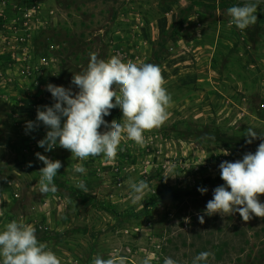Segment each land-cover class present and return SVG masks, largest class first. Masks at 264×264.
Instances as JSON below:
<instances>
[{"label": "rangeland", "instance_id": "obj_1", "mask_svg": "<svg viewBox=\"0 0 264 264\" xmlns=\"http://www.w3.org/2000/svg\"><path fill=\"white\" fill-rule=\"evenodd\" d=\"M236 2L0 0V227L31 225L60 264H92L97 255L191 264L204 251L207 264H264V218L204 215L212 190L224 183L218 159L254 153L261 139L247 144L248 129L264 136V4L241 31L228 25L226 9ZM90 53L158 65L171 96L167 119L143 133V145L122 134L111 161L99 155L81 162L59 146L45 152L37 144L46 134L42 123L26 132L37 106L53 102L48 83L78 91L70 81ZM121 118L114 110L104 119L111 125ZM36 152L61 161L54 193L38 191L43 163ZM79 163L84 174L73 171ZM80 181L88 206L69 196ZM141 182L146 187L133 204L131 186ZM187 191L196 194L157 199L143 213L148 198Z\"/></svg>", "mask_w": 264, "mask_h": 264}, {"label": "clouds", "instance_id": "obj_2", "mask_svg": "<svg viewBox=\"0 0 264 264\" xmlns=\"http://www.w3.org/2000/svg\"><path fill=\"white\" fill-rule=\"evenodd\" d=\"M264 0H239L226 9L228 25L243 31L257 20V6ZM72 87L48 83L45 88L51 94V105L37 106L35 121H26V132L42 123L46 128L45 136L37 141L38 147L45 152L57 146L68 150L71 157L85 161L89 156L102 155L106 160L116 157L122 134L137 145H143L146 130L159 127L167 119V106L171 96L163 87L160 68L152 63H127L113 55L107 60L98 59L95 53L85 69L73 74ZM115 101L113 103L112 101ZM122 113L123 123L109 125L105 117L111 111ZM103 128L104 131H98ZM260 138L261 142L255 152L245 153L234 162L222 161L219 174L223 184L212 190V198L207 201L204 215L220 213H239L244 221L253 216L264 218V202L259 194H264V136L248 129L246 143ZM224 155H228L227 152ZM38 161L43 163L39 169L38 181L40 194L55 192L53 179L61 168L60 160H52L40 152L35 153ZM31 167V161L28 162ZM75 173L84 174L82 163L73 165ZM131 202L140 201L146 185L141 182L133 184ZM77 188L84 189L80 181ZM204 194L206 187H198ZM204 215L198 216L204 222ZM210 253L200 252L191 264H207ZM0 264H60L56 254L39 242L35 229L24 222L12 220L0 227ZM92 264H127L123 255L107 259L97 255ZM141 264H149L144 258ZM163 264H178L170 257L163 259Z\"/></svg>", "mask_w": 264, "mask_h": 264}, {"label": "trees", "instance_id": "obj_3", "mask_svg": "<svg viewBox=\"0 0 264 264\" xmlns=\"http://www.w3.org/2000/svg\"><path fill=\"white\" fill-rule=\"evenodd\" d=\"M178 25L179 24H176V26L173 27L172 31L170 32V37H173L177 33ZM53 181H54V179H53ZM63 185L64 184H61L60 187H64ZM72 191L73 192L69 196L72 197V198L78 199L80 201V203H82L83 205L88 206V205H90L92 203L91 200L88 198L87 194L84 191H82L80 189H72ZM194 194H196V193L192 192V191L175 192V193H173L171 195L162 196L160 198H155V197L148 198L146 203H145V207H144L143 213L148 214L149 213V208H151L155 204L157 199H162L163 200L164 198H167L169 201H171V200H180L183 197H190V196H192ZM106 211H109L110 213L115 214L109 208H106Z\"/></svg>", "mask_w": 264, "mask_h": 264}, {"label": "built area", "instance_id": "obj_4", "mask_svg": "<svg viewBox=\"0 0 264 264\" xmlns=\"http://www.w3.org/2000/svg\"><path fill=\"white\" fill-rule=\"evenodd\" d=\"M222 161H224V158H219V159H218V165H219Z\"/></svg>", "mask_w": 264, "mask_h": 264}, {"label": "water", "instance_id": "obj_5", "mask_svg": "<svg viewBox=\"0 0 264 264\" xmlns=\"http://www.w3.org/2000/svg\"><path fill=\"white\" fill-rule=\"evenodd\" d=\"M264 4V3H263Z\"/></svg>", "mask_w": 264, "mask_h": 264}]
</instances>
